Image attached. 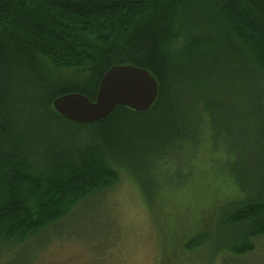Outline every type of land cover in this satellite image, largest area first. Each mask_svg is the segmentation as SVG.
Here are the masks:
<instances>
[{
  "label": "trees",
  "instance_id": "obj_1",
  "mask_svg": "<svg viewBox=\"0 0 264 264\" xmlns=\"http://www.w3.org/2000/svg\"><path fill=\"white\" fill-rule=\"evenodd\" d=\"M122 65L156 80L147 111L118 106L84 125L53 110L68 93L93 101ZM203 139L230 199L221 194L214 231L187 248L211 240L222 259L242 257L264 239V0H0L1 256L106 197L122 174L151 206L154 167L179 174ZM226 151L239 161L229 166Z\"/></svg>",
  "mask_w": 264,
  "mask_h": 264
},
{
  "label": "rangeland",
  "instance_id": "obj_2",
  "mask_svg": "<svg viewBox=\"0 0 264 264\" xmlns=\"http://www.w3.org/2000/svg\"><path fill=\"white\" fill-rule=\"evenodd\" d=\"M214 41L216 37H210ZM207 131L217 146H228L224 141L218 144L211 127ZM213 145L203 139L182 161L177 175L156 165L151 206L138 184L122 174L106 197L88 199L47 232L4 247L0 264H264V239L242 257L224 253L222 259L211 240L187 248L193 237L214 231L218 201L223 195V202L230 199L221 181L211 176L216 168L209 162ZM226 156L229 166L239 161L235 153L226 151Z\"/></svg>",
  "mask_w": 264,
  "mask_h": 264
},
{
  "label": "water",
  "instance_id": "obj_3",
  "mask_svg": "<svg viewBox=\"0 0 264 264\" xmlns=\"http://www.w3.org/2000/svg\"><path fill=\"white\" fill-rule=\"evenodd\" d=\"M157 95V82L146 69L112 66L101 77L93 101L78 93H68L54 99L52 108L63 119L86 125L105 119L118 106L145 112Z\"/></svg>",
  "mask_w": 264,
  "mask_h": 264
}]
</instances>
